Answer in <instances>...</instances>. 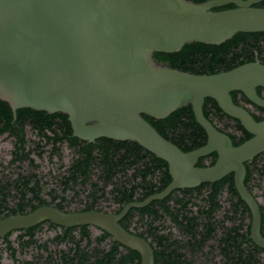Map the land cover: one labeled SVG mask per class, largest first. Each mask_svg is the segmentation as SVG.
Listing matches in <instances>:
<instances>
[{
    "label": "water",
    "instance_id": "95a60500",
    "mask_svg": "<svg viewBox=\"0 0 264 264\" xmlns=\"http://www.w3.org/2000/svg\"><path fill=\"white\" fill-rule=\"evenodd\" d=\"M263 0H0V100L14 116L22 108L61 112L73 134L93 142L106 137L133 141L165 160L171 182L119 212H69L50 205L0 219V237L49 220L73 227L93 225L137 251L141 264H155L150 242L123 227L131 208L162 200L174 190L194 188L234 174L251 212L250 238L264 249L259 201L247 188L245 163L264 151V120L257 121L232 92L264 108V64L247 62L227 71L196 74L160 62L154 53H173L185 44L218 45L239 32L264 31ZM233 4V8L217 10ZM213 98L252 135L239 145L205 116ZM191 105L207 142L183 151L144 117L164 119ZM217 153L214 164L200 158Z\"/></svg>",
    "mask_w": 264,
    "mask_h": 264
},
{
    "label": "trees",
    "instance_id": "16d2710c",
    "mask_svg": "<svg viewBox=\"0 0 264 264\" xmlns=\"http://www.w3.org/2000/svg\"><path fill=\"white\" fill-rule=\"evenodd\" d=\"M203 2L207 0H193ZM257 7H264V0ZM234 5H227L217 10L233 8ZM155 58L160 62H168L173 68L196 74H212L233 69L247 62L259 60L264 64V31L263 32H239L231 39L214 45L200 42L185 44L181 50L173 53L157 52ZM263 88H258L260 95ZM232 97L236 104H239V97L236 92H232ZM244 99H246L244 97ZM205 116L215 125L217 129L229 135L234 145H239L252 137V135L242 126L239 120L227 115L213 98H206L203 105ZM257 121L264 120V108H260L259 113L250 112ZM56 116V117H55ZM28 117H33L32 123L45 122L43 127H57L72 133V126L66 114L58 112L50 115L46 111H37L31 108H22L16 111V118L7 102L0 100V130L13 129L14 122L21 120L22 124L18 128H24ZM144 117L163 135L173 142L183 151H190L203 146L207 142V134L203 127L197 122L192 106H184L164 119H156L148 115ZM17 119V120H16ZM37 119V120H36ZM24 123V124H23ZM34 127H39L34 125ZM106 147H118L119 151H124L123 156L127 157L135 152L139 155L138 174L141 177L137 185L139 200L163 190L172 180L165 160L158 158L155 154L146 150L137 142L133 141H111L108 139L99 140V144ZM124 149V150H123ZM91 159H100L108 166L112 165V154L110 149L106 152H99L100 155L93 154V149L88 150ZM129 153V154H128ZM131 153V154H130ZM152 156V158L150 157ZM154 162V168L149 169L146 160ZM217 153H211L200 158L199 166H208L215 163ZM247 176L245 184L254 194L252 183L255 178L264 179V157L252 164L245 163ZM149 172L153 178H149ZM111 177V175H110ZM121 192L124 204L133 200L135 190H129L123 185ZM116 186L114 193L120 191ZM224 194H226L224 199ZM224 203H227L225 206ZM64 209L63 207H60ZM262 214V234L264 235V205H260ZM232 213V215H231ZM250 216L247 204L238 194L234 184V174H229L216 182L202 183V188H183L171 192L163 199L153 201L143 208H133L125 216V222L120 221L122 226L133 231L147 240L153 239L155 243L154 256L155 264H181L182 247L192 244L195 247L199 241H207L213 236L216 226L225 230L227 237L223 240L232 239L236 242L251 241V255L248 264H264L261 260V253L264 249L257 246L250 238V224L245 230L246 214ZM217 215L219 219L217 220ZM225 216L234 220L235 225L241 218L243 232L237 227L225 229ZM170 218L173 225L181 229L184 238H177L172 233L166 234L156 225L157 221ZM133 222L137 225L133 227ZM56 226V225H55ZM70 236V252L62 255V260L58 264H141L140 254L120 242L106 231L101 235L93 237V233L88 226H82L79 234L68 233ZM228 236L230 238H228ZM61 238V237H60ZM87 240V244L84 241ZM196 250V249H195ZM240 249L237 248V252ZM243 250V249H241ZM239 253V252H238ZM242 255V254H241ZM238 257V256H237ZM75 259L74 261H72ZM236 264H239L238 262Z\"/></svg>",
    "mask_w": 264,
    "mask_h": 264
},
{
    "label": "flooded vegetation",
    "instance_id": "af4514ba",
    "mask_svg": "<svg viewBox=\"0 0 264 264\" xmlns=\"http://www.w3.org/2000/svg\"><path fill=\"white\" fill-rule=\"evenodd\" d=\"M235 92L241 106L249 112H260L262 107L252 103L242 92ZM261 94L264 98V90ZM262 117L264 118V115ZM33 119L28 117L24 128H18L23 121L16 119L17 122L13 123L15 128L0 130V219L19 213L26 214L43 205L59 209L63 207L61 210L69 212L95 209L117 213L127 203L146 198L138 199L140 194L137 185L141 177L138 174L137 153L132 152L130 156L124 157V151H119L118 147L108 148L99 144L101 139H114L101 137L89 142L76 137L73 129L72 133H68L67 130L58 128L55 123H52L51 128L43 127L45 122L32 123ZM90 149H93V154L96 155L110 149L113 164L108 166L101 161L104 158L100 159V156L95 160L91 159L88 151ZM150 157L152 158L151 155ZM263 157L264 151L247 163L252 164ZM146 161L147 168L153 169L154 162L149 159ZM149 178H153L151 172ZM249 184L253 187V195L259 204L264 205V179L255 178ZM117 185L121 190L115 194ZM123 185L129 190H135L133 200L125 204L121 193ZM200 188L202 184L194 187L196 190ZM225 196L226 194L224 199ZM224 204L227 206V203ZM125 216L120 221L125 222ZM219 217L217 215V220ZM222 218L225 219V229L237 227L243 232L248 228V224L251 226V212L250 216L246 214L244 229L241 218L236 225L233 219H227L225 216ZM136 225L137 223L133 222L132 229ZM156 225L166 234L172 233L174 237L184 238L183 231L173 225L170 218L157 221ZM82 226H88L93 237L101 235L104 231L93 225L60 226L49 220L12 230L0 237V264H58L62 255L71 251L70 242L66 239L69 240L70 236L65 237L66 234H79ZM224 231L216 226L213 236L207 241H199L196 250L192 244L182 247L181 264H248L251 241L223 240V237H227ZM148 241L152 247L155 245L152 238ZM84 243L87 244V240ZM237 248L240 249L239 253ZM261 260L264 261V252L261 253Z\"/></svg>",
    "mask_w": 264,
    "mask_h": 264
},
{
    "label": "rangeland",
    "instance_id": "374dc122",
    "mask_svg": "<svg viewBox=\"0 0 264 264\" xmlns=\"http://www.w3.org/2000/svg\"><path fill=\"white\" fill-rule=\"evenodd\" d=\"M200 259V258H199ZM203 261H204V259H203Z\"/></svg>",
    "mask_w": 264,
    "mask_h": 264
}]
</instances>
